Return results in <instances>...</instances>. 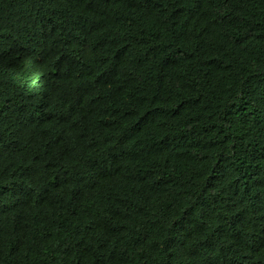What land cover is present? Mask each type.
I'll return each mask as SVG.
<instances>
[{
    "label": "trees",
    "instance_id": "obj_1",
    "mask_svg": "<svg viewBox=\"0 0 264 264\" xmlns=\"http://www.w3.org/2000/svg\"><path fill=\"white\" fill-rule=\"evenodd\" d=\"M0 264H264V0H0Z\"/></svg>",
    "mask_w": 264,
    "mask_h": 264
}]
</instances>
